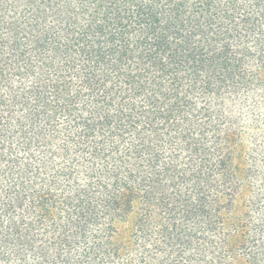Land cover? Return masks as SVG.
I'll return each mask as SVG.
<instances>
[{
    "label": "trees",
    "instance_id": "trees-1",
    "mask_svg": "<svg viewBox=\"0 0 264 264\" xmlns=\"http://www.w3.org/2000/svg\"><path fill=\"white\" fill-rule=\"evenodd\" d=\"M208 3L0 0V264H264V0Z\"/></svg>",
    "mask_w": 264,
    "mask_h": 264
},
{
    "label": "rangeland",
    "instance_id": "rangeland-1",
    "mask_svg": "<svg viewBox=\"0 0 264 264\" xmlns=\"http://www.w3.org/2000/svg\"><path fill=\"white\" fill-rule=\"evenodd\" d=\"M196 8L202 7L204 0H189ZM208 5L214 11H223L228 9L232 0H208ZM257 0H239L240 8L252 7ZM240 12L237 11V14ZM252 39H246L245 42L253 47ZM251 41V42H250ZM241 96V95H240ZM246 97V98H244ZM241 96V103L234 108L233 115L240 119V125L243 127V141L245 148L251 152L261 153L264 151V93L257 97L248 98ZM254 101L258 102V109L254 107ZM240 104H244L241 110Z\"/></svg>",
    "mask_w": 264,
    "mask_h": 264
}]
</instances>
